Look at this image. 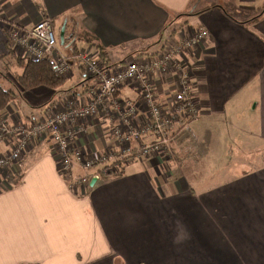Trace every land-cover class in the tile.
<instances>
[{
  "label": "crops",
  "instance_id": "1",
  "mask_svg": "<svg viewBox=\"0 0 264 264\" xmlns=\"http://www.w3.org/2000/svg\"><path fill=\"white\" fill-rule=\"evenodd\" d=\"M44 19L58 37L65 27L64 45L86 42L72 39L84 31L113 63L153 55L168 39L203 27L207 38L182 56L200 118L188 132L176 130L172 158L128 164L93 186L91 178L79 192L69 189L52 145L38 143L22 157L11 186L0 190V264H247L243 254L264 251V179L240 183L264 171L262 161L251 160L264 157V0H0L1 61L12 60L10 28L29 29ZM115 46L113 57L107 49ZM81 79L74 65L46 106L18 96L1 114L12 122L29 119L80 88ZM175 80H158L165 106ZM120 96L142 109L131 85ZM78 124L87 132L78 135L81 148L111 147L107 115ZM244 124L246 142L254 136L259 146L246 150L248 160L211 171L203 143L225 141L213 135L241 132Z\"/></svg>",
  "mask_w": 264,
  "mask_h": 264
},
{
  "label": "built area",
  "instance_id": "2",
  "mask_svg": "<svg viewBox=\"0 0 264 264\" xmlns=\"http://www.w3.org/2000/svg\"><path fill=\"white\" fill-rule=\"evenodd\" d=\"M184 33L188 36L168 39L153 55L138 56L132 63H113L102 61L88 42L76 44V50L65 53L50 19L29 29L10 28L9 43L16 57H48L64 79L78 65L82 79L80 88L29 119L12 122L0 113V190L11 186L9 178L20 173L22 157L44 141L56 152L60 172L72 192L83 191L91 178L118 173L128 164L153 156L172 158L176 130L188 132L200 118L190 65L182 56L208 36L203 27ZM174 77L170 89L175 93L165 106L159 99L158 80ZM129 85L143 102L142 109L133 99L120 96ZM97 114L107 115L110 120L111 147L87 152L76 142L78 135L87 134L85 126L78 123ZM147 137L150 140L145 141Z\"/></svg>",
  "mask_w": 264,
  "mask_h": 264
},
{
  "label": "rangeland",
  "instance_id": "3",
  "mask_svg": "<svg viewBox=\"0 0 264 264\" xmlns=\"http://www.w3.org/2000/svg\"><path fill=\"white\" fill-rule=\"evenodd\" d=\"M72 30H68V33L70 34ZM84 31H81L80 34L76 37H73L72 39L75 38V43L79 42L80 40L85 41L86 38H89L87 34L82 33ZM55 34L57 39L58 34H57V29L55 30ZM59 41V39H58ZM60 45V44H59ZM74 44H71L73 46ZM62 50L68 51V47H64L60 45ZM120 49L119 47H111L107 49L109 52H111V55L117 56L116 51ZM125 62L127 63H132L136 60V56L134 54L130 55H125ZM7 57L3 58V61L0 59V85L3 86L6 89H13L16 91L20 99L22 100H29L35 108L43 107L48 104V102L52 99V97L57 93V90L46 88V87H37V88H32L29 90H25L21 88L14 76L15 72H20L21 69L18 66L13 65L11 66H6V60ZM9 59V57H8ZM120 62V61H118ZM40 90L38 95H35V91ZM228 127L231 129L230 121L227 122ZM225 125V123H223ZM246 124L241 126V132L238 131L236 133H231L230 129L228 130H222L223 127H221L222 133L221 135H213L214 137H221L222 139H225V141H216L215 138H211L210 140L206 141L203 143L202 149L203 151L207 154L208 157V163L210 164L211 171H217L221 170V168L225 165L232 166L236 164V161H240L241 159H246L248 160L247 157V151L246 150H253L256 149V146H259V143H257L256 138H254V142H246L250 134L248 133V130H246ZM234 128V125H233ZM224 131V132H223ZM228 132V133H227ZM231 133L230 136L228 134ZM239 141V142H238ZM254 146V147H253ZM244 156L242 157V155ZM154 157V156H153ZM251 157V156H250ZM251 160H254L256 163L258 162H263L264 163V157H253ZM155 165H161V164H156ZM164 168V167H163ZM164 171H162L163 173ZM254 177L264 179V171L261 173H258L256 175H252L249 177H246L240 181H250ZM259 190V188H257ZM244 257V262L249 264L250 262L252 263H259V264H264V251L258 252V253H252V254H243Z\"/></svg>",
  "mask_w": 264,
  "mask_h": 264
},
{
  "label": "trees",
  "instance_id": "4",
  "mask_svg": "<svg viewBox=\"0 0 264 264\" xmlns=\"http://www.w3.org/2000/svg\"><path fill=\"white\" fill-rule=\"evenodd\" d=\"M73 35H76L75 33ZM87 40V41H86ZM85 41L91 43L95 50L98 51L99 56L102 61L109 60L107 59L108 52L96 48L93 42L90 39H86ZM74 43V42H73ZM72 44V43H71ZM64 47L71 48L72 50H76L75 47H71L70 45L65 44ZM9 53L12 55V60L7 63V66L15 65L20 67V72H15L14 76L18 83V85L25 89L29 90L37 87H47L50 89H59L63 86L65 80L62 76H59L52 64L50 58H42L39 60H25L19 57H16L14 52L12 51L9 43ZM123 62V61H122ZM18 98V94L13 89H6L0 85V113H2L10 103L15 102ZM11 178H9L10 180ZM13 183V182H12ZM14 184V183H13Z\"/></svg>",
  "mask_w": 264,
  "mask_h": 264
},
{
  "label": "water",
  "instance_id": "5",
  "mask_svg": "<svg viewBox=\"0 0 264 264\" xmlns=\"http://www.w3.org/2000/svg\"><path fill=\"white\" fill-rule=\"evenodd\" d=\"M65 27H62V29L60 30V33H59V42L61 45H64L65 43ZM96 179H93L92 182H91V185L93 186V184L95 183Z\"/></svg>",
  "mask_w": 264,
  "mask_h": 264
}]
</instances>
